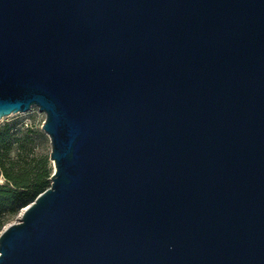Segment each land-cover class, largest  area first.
Masks as SVG:
<instances>
[{
  "label": "water",
  "instance_id": "1",
  "mask_svg": "<svg viewBox=\"0 0 264 264\" xmlns=\"http://www.w3.org/2000/svg\"><path fill=\"white\" fill-rule=\"evenodd\" d=\"M32 107L55 170L0 264H264V0H0Z\"/></svg>",
  "mask_w": 264,
  "mask_h": 264
},
{
  "label": "rangeland",
  "instance_id": "2",
  "mask_svg": "<svg viewBox=\"0 0 264 264\" xmlns=\"http://www.w3.org/2000/svg\"><path fill=\"white\" fill-rule=\"evenodd\" d=\"M45 118V113L36 107L31 112L12 114L0 119V179L5 180L4 164L7 170L14 173L32 167L40 173L45 171L49 175V185L51 184L50 176L55 166L50 158L51 140L43 130ZM9 186L12 187L11 184ZM24 207L19 206L13 212L3 213L0 233L7 225L19 221Z\"/></svg>",
  "mask_w": 264,
  "mask_h": 264
},
{
  "label": "trees",
  "instance_id": "3",
  "mask_svg": "<svg viewBox=\"0 0 264 264\" xmlns=\"http://www.w3.org/2000/svg\"><path fill=\"white\" fill-rule=\"evenodd\" d=\"M3 169L5 182L0 183V227L4 212H13L19 206H26L51 185H49V175L45 171L40 173L32 167L14 173L7 170L4 164ZM10 184L12 187L9 186Z\"/></svg>",
  "mask_w": 264,
  "mask_h": 264
},
{
  "label": "built area",
  "instance_id": "4",
  "mask_svg": "<svg viewBox=\"0 0 264 264\" xmlns=\"http://www.w3.org/2000/svg\"><path fill=\"white\" fill-rule=\"evenodd\" d=\"M34 108H36V107H32V109H31L29 112L33 111ZM37 108H38V107H37ZM4 181H5V180L0 179V183H4Z\"/></svg>",
  "mask_w": 264,
  "mask_h": 264
}]
</instances>
